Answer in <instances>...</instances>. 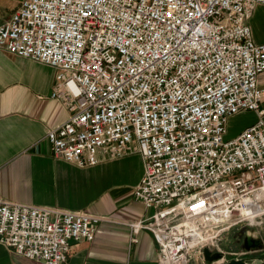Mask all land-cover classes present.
Returning a JSON list of instances; mask_svg holds the SVG:
<instances>
[{
  "label": "built area",
  "instance_id": "obj_1",
  "mask_svg": "<svg viewBox=\"0 0 264 264\" xmlns=\"http://www.w3.org/2000/svg\"><path fill=\"white\" fill-rule=\"evenodd\" d=\"M264 0H24L0 27V50L56 70L51 98L68 120L48 131L79 167L138 153L135 199L153 214L159 264L224 254V235L264 218V43L251 20ZM257 121L228 138L232 117ZM105 217L0 200V244L66 264ZM245 253L235 254L239 257ZM223 260L216 262L222 263ZM214 264V263H213Z\"/></svg>",
  "mask_w": 264,
  "mask_h": 264
},
{
  "label": "crops",
  "instance_id": "obj_2",
  "mask_svg": "<svg viewBox=\"0 0 264 264\" xmlns=\"http://www.w3.org/2000/svg\"><path fill=\"white\" fill-rule=\"evenodd\" d=\"M23 1L0 0V27ZM250 25L254 41L263 44L264 6L257 8ZM55 83V69L0 50V200L105 217L93 242L72 244L66 264H159L151 232L141 230L137 242H132L130 224L154 212L134 197L144 175L142 156L129 153L88 167L57 159L46 135L63 125L69 112L51 98ZM259 85L264 90V74ZM256 121L254 112L232 117L228 138ZM0 264L42 263L0 244Z\"/></svg>",
  "mask_w": 264,
  "mask_h": 264
},
{
  "label": "water",
  "instance_id": "obj_3",
  "mask_svg": "<svg viewBox=\"0 0 264 264\" xmlns=\"http://www.w3.org/2000/svg\"><path fill=\"white\" fill-rule=\"evenodd\" d=\"M240 233L245 235L242 245V250L245 253L244 256L264 250V238L254 236L248 227L241 228ZM222 258L223 254L212 253L209 249H204V259L206 262L213 264L221 261ZM223 264H264V259L241 257L231 259Z\"/></svg>",
  "mask_w": 264,
  "mask_h": 264
},
{
  "label": "rangeland",
  "instance_id": "obj_4",
  "mask_svg": "<svg viewBox=\"0 0 264 264\" xmlns=\"http://www.w3.org/2000/svg\"><path fill=\"white\" fill-rule=\"evenodd\" d=\"M249 229L251 230L254 236L264 237V218L258 221L257 223H255L254 226L249 227ZM235 232L236 230H231L230 232H227L224 235L223 241L221 243V248L224 251L223 258H225V260L222 263H214V264H223V263L228 262L231 259L239 257L235 255L241 252L234 246ZM206 264H210V263L206 262Z\"/></svg>",
  "mask_w": 264,
  "mask_h": 264
},
{
  "label": "flooded vegetation",
  "instance_id": "obj_5",
  "mask_svg": "<svg viewBox=\"0 0 264 264\" xmlns=\"http://www.w3.org/2000/svg\"><path fill=\"white\" fill-rule=\"evenodd\" d=\"M244 238H245V235L240 233V229L236 230L235 236H234V242H235L234 246L240 251H243L242 250V245L244 243ZM260 238H264V237H260ZM242 257L264 259V250L263 251H259L257 253H253V254H249V255H246V256H242Z\"/></svg>",
  "mask_w": 264,
  "mask_h": 264
}]
</instances>
